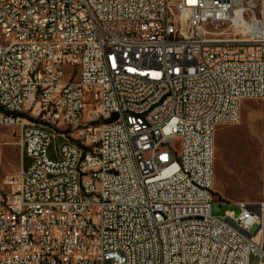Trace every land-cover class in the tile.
<instances>
[{
  "label": "built area",
  "instance_id": "built-area-1",
  "mask_svg": "<svg viewBox=\"0 0 264 264\" xmlns=\"http://www.w3.org/2000/svg\"><path fill=\"white\" fill-rule=\"evenodd\" d=\"M242 3L0 0V127L26 160L0 182V264L264 259L262 204L211 213L215 130L264 96Z\"/></svg>",
  "mask_w": 264,
  "mask_h": 264
},
{
  "label": "rangeland",
  "instance_id": "rangeland-1",
  "mask_svg": "<svg viewBox=\"0 0 264 264\" xmlns=\"http://www.w3.org/2000/svg\"><path fill=\"white\" fill-rule=\"evenodd\" d=\"M248 2L255 15L264 19V0ZM223 35L232 36V31H225ZM24 162L13 129L0 127V182ZM213 162L212 215L223 216L228 210L237 212L234 202L239 200L260 203L264 210V96L244 99L238 123L216 128ZM259 261L264 259L249 258V264Z\"/></svg>",
  "mask_w": 264,
  "mask_h": 264
},
{
  "label": "bare ground",
  "instance_id": "bare-ground-1",
  "mask_svg": "<svg viewBox=\"0 0 264 264\" xmlns=\"http://www.w3.org/2000/svg\"><path fill=\"white\" fill-rule=\"evenodd\" d=\"M242 10L244 12H252V9L248 7L247 3H242ZM218 34H211V41H218Z\"/></svg>",
  "mask_w": 264,
  "mask_h": 264
},
{
  "label": "trees",
  "instance_id": "trees-1",
  "mask_svg": "<svg viewBox=\"0 0 264 264\" xmlns=\"http://www.w3.org/2000/svg\"><path fill=\"white\" fill-rule=\"evenodd\" d=\"M24 161H25L24 164H26V160H25V158H24Z\"/></svg>",
  "mask_w": 264,
  "mask_h": 264
}]
</instances>
